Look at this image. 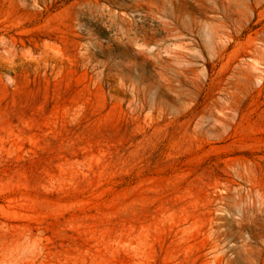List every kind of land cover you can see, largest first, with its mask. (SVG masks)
<instances>
[{"label":"rangeland","instance_id":"rangeland-1","mask_svg":"<svg viewBox=\"0 0 264 264\" xmlns=\"http://www.w3.org/2000/svg\"><path fill=\"white\" fill-rule=\"evenodd\" d=\"M0 264H264V0H0Z\"/></svg>","mask_w":264,"mask_h":264}]
</instances>
